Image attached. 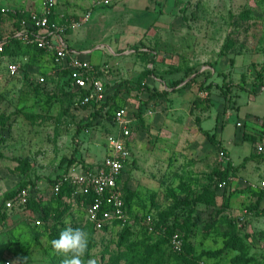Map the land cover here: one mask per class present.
Returning <instances> with one entry per match:
<instances>
[{"label": "rangeland", "instance_id": "rangeland-1", "mask_svg": "<svg viewBox=\"0 0 264 264\" xmlns=\"http://www.w3.org/2000/svg\"><path fill=\"white\" fill-rule=\"evenodd\" d=\"M43 1L0 0V10L26 14ZM55 1L63 18L93 9L81 33L69 36L92 50L83 57L102 70L105 92L134 118L142 109L153 111L132 131L133 158L123 175L124 190L143 218L131 236L99 241L84 260L110 264L128 242H139L142 258L134 264H186L170 245L178 236L197 264H264V199L254 207L262 191L242 176L252 150L235 127L241 107L264 115V0ZM0 27L9 34L8 23ZM42 71L29 69L34 76ZM170 81L181 82L171 89ZM124 82L168 95L149 100L127 92ZM95 110L53 97L49 87L33 91L0 62V211L12 192L28 188L43 195L39 211L0 218V264H61L51 241L69 225L88 232L78 205H54L47 197L60 174L103 163L107 136L116 129L93 117ZM87 123L77 133L78 124ZM222 127L223 143L231 137L233 144L221 145L216 130ZM227 168L230 178L220 188L216 173ZM207 189L215 191L214 206L196 200ZM55 223L61 228L52 233Z\"/></svg>", "mask_w": 264, "mask_h": 264}, {"label": "built area", "instance_id": "built-area-1", "mask_svg": "<svg viewBox=\"0 0 264 264\" xmlns=\"http://www.w3.org/2000/svg\"><path fill=\"white\" fill-rule=\"evenodd\" d=\"M123 0H103L102 4L110 6ZM56 1L44 0L37 10L26 14H15L13 12L0 10V18L9 13L19 17L17 20L8 22L0 21L10 25L12 36L25 45L35 46L44 52L40 62V70L49 67L48 71H42L38 75L28 73L27 58L23 56L8 57L3 55L6 45L5 34L0 27V62L4 64L8 76L20 79L29 86L46 89L49 87L51 93L65 91L74 92V105H100L105 101V87L99 73L102 71L99 66L93 65L84 59L86 52H80L68 43L67 35L84 27L92 18L93 9L88 8L75 19H68L59 16L55 12ZM1 20V19H0ZM67 72L66 75H58ZM50 75L57 80V84H49L46 76ZM76 93V95H75ZM149 112L148 114H150ZM111 124L116 132L107 136V154L99 166H88L83 170L75 169L69 173L60 174L49 187L51 198L61 192L63 187L68 188L62 200L68 202L71 208L75 205L83 211L84 219L89 223L97 241L108 239L113 230L120 229L131 224V216L125 206L123 191V175L131 153L126 144L134 130V121L129 115L126 107L118 108L112 117ZM237 127L241 124L238 122ZM254 152L264 156V133L259 134L254 144ZM223 157L224 153L221 152ZM226 182H219L218 186L223 188ZM264 188V180L259 185ZM36 194L32 189L23 188L18 190L14 196L5 201V209L8 212L22 213L26 206ZM241 221L246 216L240 217ZM38 225L40 221L36 222ZM115 223L117 225H115ZM170 245L174 252H182V241L178 236H172Z\"/></svg>", "mask_w": 264, "mask_h": 264}, {"label": "trees", "instance_id": "trees-1", "mask_svg": "<svg viewBox=\"0 0 264 264\" xmlns=\"http://www.w3.org/2000/svg\"><path fill=\"white\" fill-rule=\"evenodd\" d=\"M0 19H1L0 21L2 23V22H8V21L14 20V19L17 20V19H19V17H16V15L9 13L7 16H3ZM12 34L13 33H10L6 38V45L4 48L3 55L8 56V57H17V56L26 57L27 58L28 73H29V69L38 68L40 66L41 60L43 59L44 52L42 50L36 48L35 46H29V45L23 44L22 42H20L16 38H14L12 36ZM144 55H145V57L148 56L147 53H145ZM66 73L67 72H63V74L58 75V77H61L62 75H66ZM147 74H153V73L151 71H149ZM44 75L46 76L49 84H51V83L57 84L56 79L54 80L53 77H51L50 75H46V73ZM180 82L181 81H175V82L170 81L169 87L171 89H174L180 85ZM120 85H123L125 87V90L129 93H136L137 95L146 94L149 100L161 99V98H164L168 95L167 90H165V89H160V90L154 89L145 83L124 82ZM210 88H211V85L209 84L208 86H206L204 88V90L209 91ZM31 89H33V91H40L41 90L38 87H31ZM75 95H76V93H75ZM114 95L115 94L110 95V94L106 93L104 103L100 104L99 106L96 104L91 105V107L96 109L95 112L92 113L93 117L97 118V117L101 116V117H104L105 120H107L108 122L111 123L113 113L118 108L122 107V106H119L118 103H116ZM51 96H53V97L54 96H63V97L65 96V97H70L73 100L74 92L65 91L63 88H61V89H59V92L51 93ZM85 106H90V105H81V108H83ZM104 108H106V110L103 112L102 110ZM87 126H90V124H88V123L87 124H78L77 133L84 130ZM216 175L218 177V183L223 182V181L226 182L230 178V169L227 168L225 170L219 171L216 173ZM53 182H54V180L51 182V184H53ZM123 191H124L125 206L129 212L130 216H131L132 221H131V224H129V225H126L120 229L115 228V230H113V233L110 236L114 235V237L118 238L120 241L121 240L123 241L124 238H126L127 236H131V234L134 233V225H136L139 222V220H142V218H143L142 211L138 208V206L132 204L131 199L128 198L127 191L124 190V183H123ZM16 192L17 191L9 194L7 196L6 200L12 198ZM66 193H68V188L63 187L61 192L58 193V195H55L51 198H48L47 200L49 202H52L54 205H61V204H63L62 197ZM263 194H264V192L262 191L261 193H259L257 195V201H256L255 206H254L255 208H258ZM41 197H43V195L37 196V194H35L33 197H31V199L29 200V202L26 206L25 211L27 213L28 212L30 213V211L32 212L34 210L37 211V209L39 211V206L41 205L40 204ZM215 197H216L215 191L207 189L202 194H200L199 196L197 195L196 200L198 202L203 203L207 207H209V206L215 205ZM4 205H5V203H4ZM78 209L80 210V212L84 218L83 211L79 207H78ZM13 213H15V212H8V211H6L5 208H3V210L0 211V218L4 221L5 219H7V217L10 214H13ZM43 217L41 218L42 220H43ZM115 225H117V224L115 223ZM190 225H191V222L189 220H187L186 228H189ZM58 227L59 226H57L56 223L54 225H52V228H51L52 233L54 231H58L59 228H61V227H59V228ZM84 227L87 228V230L90 234V242H89V247H88V255H89V250L96 247L99 243L96 239L95 232H94L92 226L86 222V224H84ZM164 229H165L164 231L167 234V236L172 235V234H168V228L165 227ZM43 233L44 232H40L39 234L42 235ZM102 240H104V239H102ZM231 241L232 240H230V243H232ZM228 246H231V244H228ZM140 248H141V246H140L139 242H128V244H126L125 250L120 251L115 258L112 257L113 264H134L135 262H137L139 259L142 258ZM176 256L179 259L184 260L186 262V264H197L196 260L194 258H192V259L188 258V256L186 255L184 242H183L182 252L176 253ZM112 262L110 264H112Z\"/></svg>", "mask_w": 264, "mask_h": 264}, {"label": "crops", "instance_id": "crops-1", "mask_svg": "<svg viewBox=\"0 0 264 264\" xmlns=\"http://www.w3.org/2000/svg\"><path fill=\"white\" fill-rule=\"evenodd\" d=\"M94 13V12H93ZM93 13H92V17H93ZM78 16V15H77ZM92 19V18H91ZM75 33V37L77 33H81L80 31L74 32ZM69 34H71V36H73V31L68 33L67 38H68V43L72 46L75 47V49L80 50V52H86V55H89L91 53L92 50H85V49H81L79 45L75 44V42H73L70 38L71 36H69ZM80 38H85V35L80 34L79 35ZM97 49H104V46H100L97 47ZM100 58V55L99 57ZM44 70H49L50 68L46 66V68H43ZM20 80V79H18ZM21 81V80H20ZM23 84H25L26 86H28L29 88H31L32 86H29L28 84H26L25 82L22 81ZM44 90V89H42ZM155 100V99H153ZM149 112H151L150 114H148ZM239 117L238 119L235 121V127L240 131L238 136H236L237 138H240L241 140L243 138L248 137V141L247 143L249 144V148L251 147L252 153L250 156H248L246 158V164L244 166L243 172H242V176H244L249 182L248 185H251L252 187H254L255 185L264 192V188H261L260 182L264 180V156L261 155H257L254 152V144L255 142L258 140L259 138V134L260 133H264V115L260 116L257 115V113H255L254 111L249 112L247 110H244L243 107H241L239 109ZM130 115V114H129ZM139 116L135 117L131 116V118L134 121V128H136V126L138 125L139 120H144V118H150L153 115V111L151 107L142 109L140 111V113H138ZM231 114L229 113L226 118L227 119H231ZM262 117V118H260ZM240 123L241 126L237 127L236 124ZM216 133L218 134L220 141H221V145L224 147L225 145H231L233 144V140L231 137L224 142L223 139V127L222 128H217ZM132 134L130 136V138L126 139V144L129 147L131 156L130 159L127 163L126 169L130 164L131 159L133 158L132 154L134 153V148H133V144H132ZM253 170V171H252ZM126 171V170H125ZM259 177H263V179L259 182H257ZM264 199V194L262 196V199L260 201V203L263 202Z\"/></svg>", "mask_w": 264, "mask_h": 264}, {"label": "clouds", "instance_id": "clouds-1", "mask_svg": "<svg viewBox=\"0 0 264 264\" xmlns=\"http://www.w3.org/2000/svg\"><path fill=\"white\" fill-rule=\"evenodd\" d=\"M90 234L70 225L59 232L58 238L51 241L55 254L62 256L61 264H97L96 260H84L88 251Z\"/></svg>", "mask_w": 264, "mask_h": 264}]
</instances>
